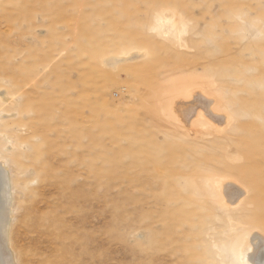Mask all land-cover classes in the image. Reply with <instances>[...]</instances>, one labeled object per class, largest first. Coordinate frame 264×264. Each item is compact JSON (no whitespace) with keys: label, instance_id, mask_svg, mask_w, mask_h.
<instances>
[{"label":"rangeland","instance_id":"374dc122","mask_svg":"<svg viewBox=\"0 0 264 264\" xmlns=\"http://www.w3.org/2000/svg\"><path fill=\"white\" fill-rule=\"evenodd\" d=\"M195 70L210 76L205 96L224 103L231 126L161 132L141 77L168 84ZM252 103L263 126L243 140L259 148L264 0H0L12 264H246L235 242L252 204L225 205L210 179L196 208L179 201L197 194L184 192L182 173L239 152ZM180 210L193 222L171 220Z\"/></svg>","mask_w":264,"mask_h":264},{"label":"bare ground","instance_id":"6f19581e","mask_svg":"<svg viewBox=\"0 0 264 264\" xmlns=\"http://www.w3.org/2000/svg\"><path fill=\"white\" fill-rule=\"evenodd\" d=\"M134 56L136 57L138 56V54L133 55V57ZM196 73L197 71L195 70L194 74H191L192 77H187V80H175V76L170 75L169 77H166V79H164V81H169L168 84H163L156 81L155 79L153 80L150 77H141L140 82L141 86L144 87V93L147 97L146 99H149L153 104L154 102H156L155 105L159 107V113L162 114L161 118H163V120H161L162 122L158 120H150V118L148 119V121L159 123L161 132L165 133L166 131L167 133V131L174 130L175 132L182 131L189 136H193L201 133L204 126L210 123H212L213 127L220 129L225 123L227 126V124L231 122L230 120V122L228 121L227 123L228 117L224 115L223 110L226 109L224 107V103H222V101L219 102L218 100L219 106L217 107V100L213 103L214 100H211L207 98L208 96H205V94H207V85H209L208 80L211 79L210 76L203 73ZM209 104L214 105L211 108L209 107ZM260 106L261 104L259 103L250 104V109L252 110L251 112L254 113L251 121L252 125L251 127H249L246 124V128H241V131L243 132L241 134V141L239 142V152L235 154H228L227 152H223L224 150H222L221 154L218 157V167L214 166V158L208 157L205 159L206 166L204 168L196 169L194 167H191L187 173H182V175H180L181 177L185 178L186 183H188L189 185V187L186 188L184 192L189 193L190 190H192L193 193L197 192L195 196L188 194L186 198L179 201L181 203L184 202V205L189 203L193 208H196L199 201L197 196H205L206 193L207 195H209L207 188L203 185L204 182L208 179L215 182L214 189H216V191L220 193L225 205L232 207L233 205L242 206L243 204L245 205L247 203L252 204L251 206L254 212L247 216L246 214L244 216L240 215L239 219V222L241 224L243 223L242 225H249L251 229L247 228L248 231L244 232L241 238L238 241L236 240L237 242H235V246H237L238 248V253L246 262V264H264V234L260 232L264 231V143L262 144V147L258 146L259 148H256V146L251 145V143L250 145H248L249 143L243 140V138H250L251 141H253V136L255 134L253 128L258 131V129L260 130L261 126H263L258 119L261 118V113H258V111L260 110ZM199 108H203V110ZM212 110H214L215 113ZM221 111L223 112L217 114ZM182 113L185 114L184 119L182 117ZM187 118L189 119V121ZM228 125L231 126V124ZM238 126L239 125H237L236 127ZM210 132L211 131H209V133ZM209 148L210 147L207 145L205 146V149H203L204 156H210L212 154ZM193 151H196L197 153L199 152L197 145L193 147ZM171 157L173 158V156ZM172 158H169V162L173 164ZM156 162L158 161L156 160ZM162 162L163 161L158 162V166L163 165L162 167H164V169H167L170 164L164 165V163L161 164ZM195 171H198V173L196 174ZM171 174L174 175V173ZM10 185V176L8 175L7 167L5 163L0 159V264H12V258L6 245L8 228L12 216L11 201L13 200V196ZM248 192H251V194H255V198H246ZM214 195L216 194L214 193ZM216 197L218 198L217 195L215 196V199ZM208 198L210 197L208 196ZM206 203L208 204V201ZM231 216L232 215H230V217ZM172 217L173 218L171 220H173L175 223L177 221L190 222L191 220V216L188 215L184 210H180V212L176 211L175 213H173ZM191 222L193 221L191 220ZM233 223L236 224L234 221ZM233 232L236 233V231ZM233 240L235 241V238H233ZM177 259L178 258H176V260Z\"/></svg>","mask_w":264,"mask_h":264}]
</instances>
